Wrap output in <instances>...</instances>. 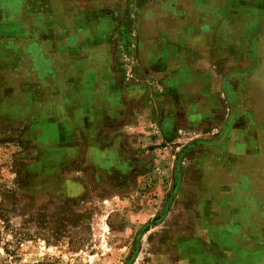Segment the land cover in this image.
Here are the masks:
<instances>
[{
    "label": "rangeland",
    "instance_id": "374dc122",
    "mask_svg": "<svg viewBox=\"0 0 264 264\" xmlns=\"http://www.w3.org/2000/svg\"><path fill=\"white\" fill-rule=\"evenodd\" d=\"M81 2L0 0V264H264V0L212 1L226 96L178 117L151 73L207 2Z\"/></svg>",
    "mask_w": 264,
    "mask_h": 264
},
{
    "label": "crops",
    "instance_id": "0c3cea01",
    "mask_svg": "<svg viewBox=\"0 0 264 264\" xmlns=\"http://www.w3.org/2000/svg\"><path fill=\"white\" fill-rule=\"evenodd\" d=\"M81 1V7L85 6V8L88 7V10H90L100 4L98 1L102 0H97L96 2H92V0ZM203 1H206L208 6H200L193 9L194 20L190 26H182L179 22L169 23L165 27V34L160 38V48L184 47V45L185 47L190 46L194 48V52H191L193 55H186L187 59L183 57L182 63L185 65L184 68L177 67L178 57L169 61L170 57L162 56L159 69H157V72L151 73L153 76L159 75V85L163 89L161 99L164 101H161L162 111L165 109L168 112H174L172 116L178 117V113L187 111L188 109L208 110L209 112L219 111L218 109H221L223 106L221 96H226L224 84L220 83L219 77L221 75L217 73L215 67L216 55L218 50L231 47L234 40L232 41L233 38L226 34L223 26L217 25L214 18L215 8L212 7L213 0ZM111 4V6H114L113 2ZM251 15L255 16L256 14L252 13ZM106 35L107 37L110 36L109 34ZM242 40L244 41V38L237 40V44ZM183 55L185 56V53ZM179 71H183L184 74L182 73L181 76V74H178L181 73ZM148 89L144 87L143 89L141 88L139 93H136L142 96L140 92L147 93ZM217 95L218 98L216 97ZM177 120L166 117L162 121L167 125L168 122L172 123L173 121L172 124H174ZM128 127L136 133L140 132L144 128V125L137 121L136 123L131 122ZM174 128L178 129L177 126ZM177 131L170 135V131H163L159 138L168 141V139L170 140L175 136L177 141ZM76 184L80 185L81 183L79 181ZM76 184L74 186H68L69 184L64 185V191H77L75 188ZM248 217L247 222L249 223L258 222L261 219L259 217ZM165 219L166 216L162 217L161 221L163 222ZM250 228L246 226L244 229L248 232Z\"/></svg>",
    "mask_w": 264,
    "mask_h": 264
}]
</instances>
